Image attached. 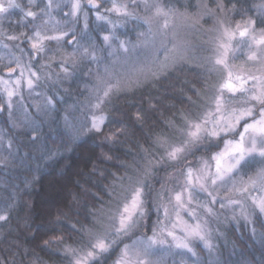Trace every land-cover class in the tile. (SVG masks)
Returning a JSON list of instances; mask_svg holds the SVG:
<instances>
[{"label": "snow or ice", "instance_id": "snow-or-ice-1", "mask_svg": "<svg viewBox=\"0 0 264 264\" xmlns=\"http://www.w3.org/2000/svg\"><path fill=\"white\" fill-rule=\"evenodd\" d=\"M132 2L135 4L136 0ZM142 3L146 11L152 9L151 16H137L127 10V5L117 6L115 2L108 9L139 20L147 26V32L138 34V39H144L133 46L141 49L145 56L141 76L136 79H115V82L111 79L101 80L99 85L90 90L91 96L86 107L73 103L63 108L60 145L48 146L41 133L45 124L53 131L52 124L58 123L54 113L61 111L58 105L65 103L64 96L57 91L51 95L37 93L42 96V101H34L31 105L20 104L24 119L18 121L13 119V97L18 95L25 70L19 61L16 62V68H7L9 74L20 69L14 88L9 86L8 80L0 77L6 95V100L0 104V111L7 109L13 128L19 127L21 123L26 124L30 143L38 146L36 151L39 158L32 169L36 175L24 181V188L19 193L30 195L40 179L41 170L48 167L55 170L86 137H102V143L114 144L118 142L119 136L129 134L127 125L114 132L106 131L108 124L112 123L106 109L113 96L135 93L149 85L156 87L160 81L169 79L170 74L177 73L190 62L189 48L176 42L175 33L171 37L168 34L170 20L180 17L189 22V27L196 28L202 27V21L207 17L218 25L215 29L218 35L215 38L213 68L220 66L225 75L212 86L211 97H205L201 90L191 85L189 91L203 101L198 103L181 89V103L191 104L196 109L195 114L181 110L179 123L171 118L160 119L162 127L159 131L145 133L144 143L136 142L139 149L137 152L128 150L126 155L130 156V162L103 153V161H115L113 167L117 171H99L101 180L93 182L96 191L75 181L76 187L90 203L81 206L80 196L69 190L70 211L77 217H83V221L77 219L65 225L70 233L78 237L74 239L75 246L66 245L63 248L69 264H97L101 257L112 254H115L112 264H160L156 257L161 246L183 249L196 256L194 244L197 241L211 252L216 246L211 241L208 218L216 217L213 208L216 203H219L221 209L232 208L231 220L237 225L243 220L253 235L256 234L254 218L264 217V27L258 29L257 19L251 16L233 26L230 15L238 12L246 14L247 11L237 8L240 0H227V3L225 0H197L194 13L188 12L187 6L181 12L174 6L165 7L158 2L142 0ZM28 4L29 7L25 9L17 0H0V14L19 9L25 21L30 18L31 35L21 32L19 36H8V39L23 38L27 41L32 59L43 58L47 54L46 42H54L57 51L64 44L72 46V52L62 53L57 65L65 80L71 79L77 65L84 59L97 60L96 39L88 32L87 11H83V31L77 34L73 27L67 30L47 27L48 21L44 17L50 16L53 7H60L59 3L46 0L44 7L38 11L32 10L37 7L36 0H28ZM87 6L96 10L98 21L112 24L108 17L100 13L98 0H87ZM83 8L82 0H72L71 11L65 15L71 16L72 23H75ZM252 10L260 17L261 24H264V0L254 4ZM157 17L163 18L159 41L152 32V21ZM38 20L40 22L36 23ZM50 31L53 34H49ZM100 39L104 45L111 47L112 41L118 40V37L110 33L102 35ZM240 45L247 47L246 60L255 66L254 71L243 66L236 71L230 68L229 59L236 58L235 53ZM119 48L125 53L129 51L126 41H119ZM51 59L55 62V55ZM60 73L56 74L54 86L61 82ZM46 77L52 80L51 73L46 74ZM41 79V75L32 71L29 65L27 87L34 90ZM181 84L186 85L188 82L181 81ZM63 91L68 94V89ZM29 108L34 109L43 120L33 119L28 112ZM149 110L159 111L157 104L151 100ZM77 111L86 113L85 119L77 118L74 115ZM146 120L143 110L138 111L132 116L131 127H138L143 132ZM0 144H4L3 136H0ZM4 146L9 156L15 159L12 139H8ZM198 152L205 154L197 156ZM190 158H194L197 163L194 165ZM21 162L26 163L23 159ZM11 163L7 158L0 159L2 167ZM67 168L68 165H65L59 174L63 176ZM169 169L173 171L168 172ZM161 170L168 172L169 179L176 181L175 185L169 186L165 181L159 189L155 188L153 181ZM92 171L96 173L98 170L93 167ZM221 191L223 196H220ZM200 194H205L209 199L201 200ZM73 203L80 207H73ZM14 206L15 201L8 206L7 211L0 209V221L9 219L8 212ZM25 206L31 208L30 203L26 202ZM152 215L156 217L154 221ZM56 239L63 243V237ZM44 243L48 245L49 241ZM0 264H6V261L0 260ZM212 264H219V259Z\"/></svg>", "mask_w": 264, "mask_h": 264}, {"label": "trees", "instance_id": "trees-1", "mask_svg": "<svg viewBox=\"0 0 264 264\" xmlns=\"http://www.w3.org/2000/svg\"><path fill=\"white\" fill-rule=\"evenodd\" d=\"M163 1L166 2V0ZM172 1L179 8L178 1ZM168 2L169 0L166 3ZM225 2L227 3V0ZM252 3V0H240L237 8L247 10L246 14L238 12L235 15H230V21H235L237 18L240 19L247 15L252 16L250 7ZM184 8L182 7V9ZM129 24L135 23L130 22ZM138 24L140 25V23ZM79 25V23L76 25L78 34L83 31ZM93 25L92 20H88V32L96 39L98 49L96 54L101 55V59H103L102 57L107 58L108 49L100 44L99 36H97L98 32L95 31ZM133 38L135 36L132 34L131 39L134 40ZM103 60L107 61V59ZM76 73L79 76L78 71ZM83 78L84 80H89L88 77ZM181 81H187L188 84L182 85ZM204 81L207 82L208 78L201 72V67L197 63H188L178 70L177 73L170 74L169 79L160 81L156 87L149 85L137 90L135 93H121L118 96H113L106 109L112 121V123L108 124L106 131L114 132L121 126L127 125L129 126V134L119 136L118 142L114 144L102 143V137H86L84 142L69 153L55 170L51 167L41 170L40 179L34 185L30 195H19V193L24 188V181L36 175L32 169L35 168L39 158V154L36 151L38 146H33L30 143L26 124L21 123L19 127L13 128L9 118L5 120L1 118L0 135L4 139H12V151L15 159L13 156H9L8 150L4 146L5 142L0 144V159L7 158L12 161L7 167L0 166V209L7 211L8 206L13 204V201H15V206L8 212L9 219L0 221V260L6 261V264H58L65 262V256L62 255L61 249L65 244L74 245V239H78L74 233L69 232L65 225L69 222H75L77 219L83 221V217H77L68 207L71 202L69 190L80 196L81 206L85 203H90L87 197L76 187L75 181L78 180L84 187L96 191L97 189L93 187V182L101 180L99 171L105 169L117 171L113 167L115 161L104 162L102 154L108 153L114 157L118 156L125 162H130V156L126 155L128 150L131 149L132 152H137L139 149L136 142L144 143L145 133L151 134L159 131L162 127L159 123L160 119L171 118L178 122L181 110L186 112L191 108V104L181 103V89L191 95L193 100H196L198 97L190 92L189 88L191 85H195L196 89L201 90ZM82 83L80 79L77 83L74 81H61V85L56 86L55 91L64 96L65 104L71 101L73 96L75 99L72 101L81 102L86 98L79 92ZM37 87L40 91L43 90L41 83ZM63 89H68V94L64 93ZM43 91L45 93L48 92L47 89ZM24 100L25 102L27 101L26 99ZM38 100L41 102L42 96H38ZM150 100L157 104L159 111L152 112L149 110ZM26 104L31 105L29 102ZM58 108L62 110V104L58 105ZM141 110L147 117L143 125V132L138 127H131L133 114ZM28 112L33 119L43 120V117L38 116L34 109L29 108ZM61 112L54 113L58 123L52 124L53 131L49 130L47 124L43 126L41 135L44 138V142L50 147H56L61 143L63 132ZM75 114L81 119L85 113L77 111ZM17 115L19 113L13 119L16 118V120L20 121ZM17 149L19 151H16ZM215 150L213 149V151ZM199 153L205 154L203 152H198L197 154ZM22 159L26 163H22ZM65 165H68V168L65 169V173L62 176L59 171L64 169ZM93 167L98 170L96 173H93ZM161 174H163V171L158 173L154 182L160 180ZM102 182L104 184L108 183V181ZM26 202L31 204V208L25 206ZM72 206L75 208L80 207L74 203ZM64 214H67V216ZM254 219L256 220V236H253L242 224H239L237 228L232 225L225 228L222 240L218 239L217 242V246L221 247V249L216 248L217 256H214L215 259H219V264H228L229 258L242 264H264V235H262L264 234V223L260 216H256ZM58 237H63V243L56 239ZM46 240L49 241L48 245L44 243ZM195 246L199 248L197 244ZM202 252L207 257L205 251ZM176 255L179 261L186 262V264H207V261H204V257L201 260L193 261L185 252H179ZM114 259L115 254H112L105 257V260L98 261L97 264L112 262Z\"/></svg>", "mask_w": 264, "mask_h": 264}, {"label": "rangeland", "instance_id": "rangeland-1", "mask_svg": "<svg viewBox=\"0 0 264 264\" xmlns=\"http://www.w3.org/2000/svg\"><path fill=\"white\" fill-rule=\"evenodd\" d=\"M178 1V6L179 8L176 7V3L172 0H169L168 3L167 0L166 2L163 0H149L150 3L152 2H158L162 3L165 7L168 6H174L179 11L183 12L185 11V8L182 9V7H186L189 10L190 13L196 12L195 5L197 3V0H177ZM253 3L251 4V9L253 8L254 4H258L260 0H252ZM116 3L117 6L119 5H127L128 8L127 10L129 12L134 13L137 16H151L152 14V9L145 10L142 0H136V3L133 4L132 0H98V3L100 4V13L106 17H108V20L112 21V24H109L107 21H98L96 19V10L89 8L87 4V0H82V3L84 4V8L82 12L79 15V18L77 22L72 23V17L71 16H66L65 13H69L71 11V4L72 0H54V4L59 3L60 7H54V13L52 17V22L55 23L54 27L55 29L59 28H64L63 26L65 24H69L71 27H75L78 23L80 24L79 26L82 27L83 29V11H87L88 13V20L93 22V28L95 31L98 32L99 36V42L104 48L108 49V56L102 57L103 59H107V61L101 59V55H97V60L96 61H91L89 59H84L82 62H80L77 65V68L74 70V75L71 77L70 80H65L63 78V74L60 73V69L57 66L62 53H70L68 51H57V45L55 44V52L53 55H55V65L52 66L51 71H45L41 67L44 65V67L47 66V64L38 61L35 62L36 66L33 68L31 66V70L37 72L38 74L41 75L42 79L37 83L42 84L44 83V87H47L48 85H52L51 87V92L53 93L55 91L56 86H60L61 82L59 85L54 86L53 81L56 79V74L60 73L61 76V81H74L75 83L82 81L83 83L80 86L79 92L83 94L86 98L82 100L81 102L78 101H72L74 98L71 99L67 104L63 103L62 104V109L65 107H68L69 105H72L73 103H79L82 107H86L87 104L89 103V98L91 96V91L93 90L97 85L100 84L101 80H108L111 79L113 82H115V79H124L127 80L129 78L131 79H136L138 76H141V70L144 68V61H145V56L144 53L141 49L134 48V45H137L141 40L144 39V37H139L138 39V34L142 32H147V26L144 25L141 21L139 20H134L128 17L123 16L120 13H117L115 11H108V9H111L113 6V3ZM172 3V4H170ZM65 4L64 6H62ZM182 5V7H181ZM67 7V8H66ZM64 8V9H63ZM252 18L257 19V28L259 29L262 26L260 22V17L255 13L254 10H252ZM249 16L242 17L240 19L237 18L235 21H231L233 23V26L236 22H240L243 19H247ZM130 22L135 23V24H129ZM140 23V25L138 23ZM259 22V25H258ZM163 23V18H153L152 21V32L153 34L156 35L157 41H159V33H160V27ZM189 22L183 20L180 17H175L172 20H170V28H169V36L171 37L173 33H175V39L178 44L185 45L189 48L188 56H189V63H197L201 67V72L204 73L205 77L208 78V81H204L203 85L201 87V91L205 94V97H211L212 95V86L217 84L223 75H225L224 71L220 68V66H216L213 68V62H214V56H215V44H216V36L218 35L217 31L215 29L218 28V25L214 23L212 19L205 18L204 21H202V27L197 26L196 28H191L188 26ZM114 25V27H113ZM129 30H128V29ZM138 29V30H137ZM128 30V31H127ZM131 32V34H130ZM114 33L115 37H118V40H113L112 41V46L108 47L103 44L102 40L100 37L104 34H110ZM135 36L133 38L134 40L131 39V36ZM150 39V37H149ZM119 41H126L129 51L125 53L122 49L119 48ZM47 43V42H46ZM169 47H171V44H169ZM234 47H235V42H234ZM72 48V46H71ZM72 52V51H71ZM56 53V54H55ZM248 54V49L245 45H240L239 48L236 50L235 53V59H229V66L232 68L233 71H236L240 66H243L244 68H250L253 71L255 70V66L251 62H247L246 57ZM52 55V57H53ZM163 55V53H161ZM51 57V58H52ZM50 58V59H51ZM27 59V58H26ZM29 62L21 64V67L24 68L25 70V78L21 79V83L18 88V95L13 97V100L17 101L18 98L23 97L22 99H18L17 102V112L19 113L18 118L20 121H23V112L22 109L19 107L20 104H26V102L33 103V99H27L25 97L29 93L33 92L35 90H30L27 87L26 84V78H27V71H28V66L31 65V60L28 59ZM26 61V60H25ZM24 62V61H23ZM78 71V74L76 73ZM51 73L52 74V80H48L46 77V74ZM20 76V69H16L15 72L11 74H5V73H0V77H2L4 80L9 81V86L10 87H16L15 85V80ZM76 76V77H75ZM79 77V79H77ZM83 77H88L89 80L85 79ZM84 80V81H83ZM36 85V86H37ZM35 86V87H36ZM3 84H0V95H2L1 99V104L4 103L6 100V95L3 91ZM76 90V89H75ZM38 93H41L39 91ZM44 93V92H43ZM36 94V93H35ZM35 94H32L33 96ZM60 94V93H59ZM61 95V94H60ZM37 96V95H36ZM35 96V97H36ZM26 99L27 101L25 102ZM198 103H202L203 101H200L199 98L196 99ZM42 101V100H41ZM62 111V110H61ZM192 112L195 114L196 109L191 106V108L186 111L185 113ZM76 113V112H75ZM74 113V115L77 117V115ZM81 113L84 114L83 111ZM63 115V111L61 112V117ZM85 115L80 119L83 120L85 119ZM79 118V117H77ZM16 119V118H14ZM179 123V121H178ZM63 124V120L61 118V125ZM1 134V130H0ZM2 136V135H0ZM7 139H4L5 145L7 143ZM204 155L202 153L197 154V156ZM192 159V163L195 165L197 161L194 158ZM163 171V170H161ZM160 171V172H161ZM172 169H169L168 172H172ZM168 172L163 171V174L160 176V180L158 182H154V186L156 189L160 188V185L162 182H167L169 186L175 185L176 181L174 179H169L168 177ZM155 179V178H154ZM1 185V184H0ZM220 196H223V191H221ZM200 199L207 201L209 198L206 197L205 194H200ZM214 211L216 213V217H211L209 219V227L211 229V241L212 243L216 246L212 249L211 252L209 250L205 249L203 244L199 241L195 242L194 244V250L196 252V256H193L191 253L187 252L186 250L183 249H177L175 247L169 248L168 245L161 246L158 253H157V259L159 260L160 264H186V262H181L179 259H177V255L179 252H185L189 257L193 259V261L200 259L204 257V261H207V264H212L216 259L214 256L216 255V248L221 249V247L217 246L218 239L222 240V236L225 233V228L229 227V225L235 226L236 228L239 226L235 222L231 220V216L233 214V209L232 208H224L221 209L219 203H216L213 205ZM238 212L239 209H236ZM264 223V217H261ZM156 219L155 215H152V221ZM239 224H242L245 228L248 229L250 232V227L245 226V223L243 220H240ZM256 228V227H255ZM251 233V232H250ZM223 234V235H221ZM252 234V233H251ZM257 234V230H256ZM253 235V236H256ZM198 245L199 248L195 245ZM66 245H72L75 246V244H65L63 248ZM228 245V244H227ZM63 248L61 249V253L63 254ZM198 249V250H197ZM205 251L207 254L205 257L203 255L202 251ZM65 258V262L63 263H58V264H69V259ZM217 258V257H216ZM105 260V257H101V260ZM113 262V261H112ZM112 262H105L104 264H112ZM48 264V263H44ZM228 264H242L237 260L232 261L230 258L228 259Z\"/></svg>", "mask_w": 264, "mask_h": 264}, {"label": "flooded vegetation", "instance_id": "flooded-vegetation-1", "mask_svg": "<svg viewBox=\"0 0 264 264\" xmlns=\"http://www.w3.org/2000/svg\"><path fill=\"white\" fill-rule=\"evenodd\" d=\"M17 2L20 3L25 9H27L29 7L28 0H17ZM53 2H54V0H53ZM45 3H46V0H36L37 7L32 8V10L38 11L39 8L44 7ZM64 5L65 4H63L62 6H64ZM64 8H65V6H64ZM53 13H54V7L51 10L50 16L44 17V19H46L48 21L47 27L49 29H55V27H54L55 23H53L51 21L52 17H53ZM39 22H40L39 20L36 21V23H39ZM63 27L65 30H67V28L71 27V26H69V24L67 23ZM80 28L82 29L81 26H80ZM74 29H75V32L77 33L78 29H77L76 25H75ZM31 31L32 30H31L30 18L28 21H25L23 19V13L19 9H12V10H10V12L8 14H0V73L3 72L5 74H9L7 71L8 67L16 68V62L17 61H19L20 65H21L23 63L29 62L28 59L31 60V63H32L31 66L33 68L36 66L35 62L41 61V62L47 64L46 67L42 68L44 71H45V69L47 71L52 70V66L55 65V62H53L52 59H50L55 52V44L53 42H47L48 43V51H47V54L43 58L32 59V53H31L30 45L27 41L23 40V38H21L19 40H9L8 39V36H10V35L19 36L21 32H24V33H27L28 35H31ZM49 34H53V33L50 31ZM78 37H79V35H78ZM21 49H23V51H21ZM61 50L71 52L72 48L70 45L64 44L62 46ZM42 85H43V90L47 89V91H48L47 94L51 95L52 94V92H51V88H52L51 86L52 85L51 86L48 85L47 87H44V83H42ZM39 91L40 90L36 86L35 90L33 92H31V94L29 93L28 95H26L25 97H27L29 99L31 98L35 102H40L38 100L39 95H37V93ZM42 91H41V93H42ZM32 94H35V95L33 96ZM1 97H2V95H0V104H1V100L3 99V98L1 99ZM23 98H24V95L22 97V100H23ZM18 99L20 100L21 98H18ZM18 99H17V101L13 100V102H14L13 117L17 114L16 112L18 110V108H17ZM26 103H28V102H26ZM22 104H23V102H22ZM26 105H28V104H26ZM1 118H4V120L6 118H9V114H8V111L6 108L4 111H0V119Z\"/></svg>", "mask_w": 264, "mask_h": 264}, {"label": "water", "instance_id": "water-1", "mask_svg": "<svg viewBox=\"0 0 264 264\" xmlns=\"http://www.w3.org/2000/svg\"><path fill=\"white\" fill-rule=\"evenodd\" d=\"M87 5V4H86Z\"/></svg>", "mask_w": 264, "mask_h": 264}]
</instances>
